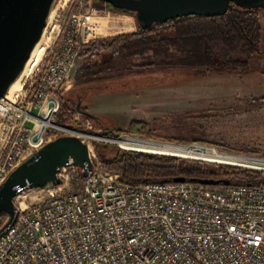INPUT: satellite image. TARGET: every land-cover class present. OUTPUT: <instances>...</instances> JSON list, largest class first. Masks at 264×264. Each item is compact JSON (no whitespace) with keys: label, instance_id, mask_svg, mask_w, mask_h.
Listing matches in <instances>:
<instances>
[{"label":"built area","instance_id":"built-area-1","mask_svg":"<svg viewBox=\"0 0 264 264\" xmlns=\"http://www.w3.org/2000/svg\"><path fill=\"white\" fill-rule=\"evenodd\" d=\"M78 37L69 30L13 104L0 101V186L63 135L89 141L93 173L83 177L70 161L58 169L59 184L18 189L15 221L0 237V264H264V185L131 184L104 169L95 145L263 175L264 155L207 143L112 137L90 124L87 131L56 124L63 93L87 43Z\"/></svg>","mask_w":264,"mask_h":264},{"label":"rangeland","instance_id":"rangeland-1","mask_svg":"<svg viewBox=\"0 0 264 264\" xmlns=\"http://www.w3.org/2000/svg\"><path fill=\"white\" fill-rule=\"evenodd\" d=\"M260 16L264 52V12ZM122 18L131 21L134 32L137 31L134 17L101 10L94 0H58L41 47L44 59L21 86L38 74L46 62L47 52L59 49L69 30L79 34V41L83 35L87 41L84 47L98 39L130 34L123 28ZM201 38L199 47V42L192 41L193 46L187 44L182 48L188 53L187 60L181 59L183 52L179 47L170 45L163 52L147 51L144 55L119 57L110 69L98 73L86 71L82 49L71 86L62 97V103L73 112L72 123L64 127L87 131L90 124L94 130L104 133L108 129L111 132L126 130L122 134H130L127 130L131 122L139 120L147 122L151 136L161 142L163 139L202 140L240 154L249 151L264 154V102L259 101L264 97V55L253 59L248 71L241 74L199 75L192 65L195 66L198 59L201 62V52L213 45L207 36ZM141 65L147 67H134ZM86 87L89 89L82 90ZM85 92L94 94L84 104L86 112L97 119L80 114L76 108L75 93Z\"/></svg>","mask_w":264,"mask_h":264},{"label":"trees","instance_id":"trees-1","mask_svg":"<svg viewBox=\"0 0 264 264\" xmlns=\"http://www.w3.org/2000/svg\"><path fill=\"white\" fill-rule=\"evenodd\" d=\"M94 3L101 10L134 17L129 12L114 9L98 0H94ZM263 12L264 10L249 11L234 7L226 15L216 18L191 16L171 20L165 24H155L148 29L141 28L137 23V31L134 33L98 39L84 46L85 69L89 73L102 72L104 69H110V66L119 57L144 55L147 51L163 52L170 45L179 47V50L183 52L181 59L187 60L188 53L182 48L187 44L193 46L192 41L199 42V47L202 43L201 37L207 36L213 45L207 51L204 48L200 57L203 60L200 62L198 59L195 62L196 65H192L196 72L203 76L241 74L248 71L247 68L253 59L264 55L261 48L263 29L259 17ZM196 47L197 44L194 48ZM239 64L244 66L240 67ZM147 66H153V64ZM147 66L134 67L145 68ZM179 67L188 68L189 66ZM84 89L88 90L89 88H82V90ZM75 95L77 110L86 113L84 103L94 94L88 93L87 95L85 92L84 94L75 93ZM259 101L264 102V97ZM72 117V110L61 101L56 124L63 127L70 126ZM148 127L147 122L135 120L131 122L127 132L132 135H142L147 139H155L151 136ZM124 132L126 130L111 132L106 129L105 131L112 137H118ZM163 140L178 143H207L222 150L232 151L213 142L202 140L191 142H182L176 139ZM96 148L103 167L110 172L119 174L121 180L131 184L173 182L183 178L187 181L214 179L220 181L221 184L228 182L230 185H264V175L254 171L229 166H211L202 162H188L159 155L125 152L118 147L104 144H97ZM245 153L264 155L258 151ZM3 218L4 216L0 215V230L6 222Z\"/></svg>","mask_w":264,"mask_h":264},{"label":"water","instance_id":"water-1","mask_svg":"<svg viewBox=\"0 0 264 264\" xmlns=\"http://www.w3.org/2000/svg\"><path fill=\"white\" fill-rule=\"evenodd\" d=\"M58 0H0V101L7 99L23 75L31 56L49 28ZM114 9L131 13L141 28L171 20L198 16L216 18L234 7L264 10V0H98ZM87 117L97 119L87 112ZM106 134V133H105ZM80 167L83 177L93 173L89 141L76 135L59 136L23 162L0 186V215L8 220L3 231L15 221L18 189H39L59 184L57 172L70 164ZM176 179L175 182H186ZM204 185H221L214 179L193 180ZM223 185H230L224 182Z\"/></svg>","mask_w":264,"mask_h":264},{"label":"bare ground","instance_id":"bare-ground-1","mask_svg":"<svg viewBox=\"0 0 264 264\" xmlns=\"http://www.w3.org/2000/svg\"><path fill=\"white\" fill-rule=\"evenodd\" d=\"M96 14V13H95ZM53 15H54V12H53ZM53 15L51 17V19L53 18ZM100 15V14H99ZM98 16V15H97ZM96 17V16H95ZM96 19V18H95ZM124 19V18H122ZM103 20V19H102ZM52 21V20H51ZM123 25V28L127 31H131L132 28H133V25L131 23V21L129 20H125L124 19V22L122 23ZM123 29V30H124ZM107 31V30H106ZM117 32V30L115 31ZM46 33V32H45ZM109 33V32H108ZM104 36V35H103ZM44 38H45V34L42 38V40L40 41V43L37 45V47L35 48L32 56H31V59L29 60L27 66H26V69L23 73V75L21 76V78L19 79V81L12 87V89L10 90L9 92V95L7 96V101L10 103V104H13L14 102V99H15V96L20 92L21 90V84L22 82L32 73V71H35L37 69V66H39L43 59H44V56H45V52L44 50L41 48L42 47V44L44 42ZM25 84V83H24ZM148 151H151V152H157V153H169L170 151H166L164 149H159V148H151L149 149Z\"/></svg>","mask_w":264,"mask_h":264},{"label":"crops","instance_id":"crops-1","mask_svg":"<svg viewBox=\"0 0 264 264\" xmlns=\"http://www.w3.org/2000/svg\"><path fill=\"white\" fill-rule=\"evenodd\" d=\"M261 15V14H260ZM259 17H261V16H259ZM260 19H262V18H260ZM262 22V21H261ZM261 26H262V24H261ZM262 28H263V26H262ZM134 28H132V30L131 31H129L130 33H134Z\"/></svg>","mask_w":264,"mask_h":264}]
</instances>
